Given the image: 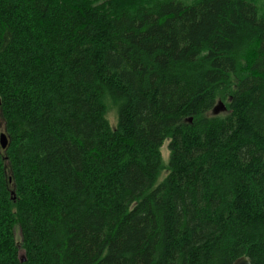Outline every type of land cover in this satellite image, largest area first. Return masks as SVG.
I'll return each instance as SVG.
<instances>
[{"label": "trees", "instance_id": "obj_1", "mask_svg": "<svg viewBox=\"0 0 264 264\" xmlns=\"http://www.w3.org/2000/svg\"><path fill=\"white\" fill-rule=\"evenodd\" d=\"M1 133L0 264H264V0H0Z\"/></svg>", "mask_w": 264, "mask_h": 264}, {"label": "rangeland", "instance_id": "obj_2", "mask_svg": "<svg viewBox=\"0 0 264 264\" xmlns=\"http://www.w3.org/2000/svg\"><path fill=\"white\" fill-rule=\"evenodd\" d=\"M106 119L109 122L110 127L112 129H115L116 122H117V114H116V110L113 108V106L110 103H108ZM1 131H2V127H1ZM161 155H162V160H163L164 164H166L167 159H168L167 143H164L163 147L161 148ZM164 175H165V173H163L161 175L160 180L162 178H164ZM15 240L17 243L20 242V235H19L18 230L15 231Z\"/></svg>", "mask_w": 264, "mask_h": 264}, {"label": "water", "instance_id": "obj_3", "mask_svg": "<svg viewBox=\"0 0 264 264\" xmlns=\"http://www.w3.org/2000/svg\"><path fill=\"white\" fill-rule=\"evenodd\" d=\"M224 106L219 103L214 109H213V114L217 115L220 112H223ZM8 145V140L7 137L5 136L4 133L0 134V149L5 150ZM22 261H24V257H22ZM232 264H252L250 259L247 257H242L234 261Z\"/></svg>", "mask_w": 264, "mask_h": 264}]
</instances>
